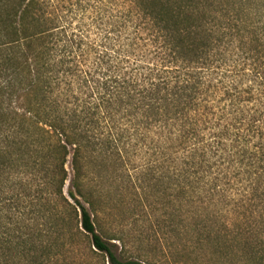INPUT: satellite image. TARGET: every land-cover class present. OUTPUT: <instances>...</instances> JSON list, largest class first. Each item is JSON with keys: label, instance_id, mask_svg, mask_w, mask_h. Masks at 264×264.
I'll return each instance as SVG.
<instances>
[{"label": "trees", "instance_id": "16d2710c", "mask_svg": "<svg viewBox=\"0 0 264 264\" xmlns=\"http://www.w3.org/2000/svg\"><path fill=\"white\" fill-rule=\"evenodd\" d=\"M152 191L264 264V0H0V264H157L110 206Z\"/></svg>", "mask_w": 264, "mask_h": 264}, {"label": "rangeland", "instance_id": "374dc122", "mask_svg": "<svg viewBox=\"0 0 264 264\" xmlns=\"http://www.w3.org/2000/svg\"><path fill=\"white\" fill-rule=\"evenodd\" d=\"M147 157L146 154L132 156L130 164H140ZM140 172V168L136 170ZM69 180L66 181L64 191L68 195ZM141 207H134L132 203L124 202L119 206L116 198L110 203L112 214L121 216L125 225L124 245L118 243V250L128 257L147 256L151 254L157 264H198L192 259L186 245L188 243L187 228L177 232L172 209L167 204L166 209L161 207V201L154 191L143 200ZM164 210H167L165 213ZM117 243V242H116ZM87 253L92 264H100L101 256L90 251L88 243L81 248ZM200 264H209L207 256L200 259Z\"/></svg>", "mask_w": 264, "mask_h": 264}]
</instances>
